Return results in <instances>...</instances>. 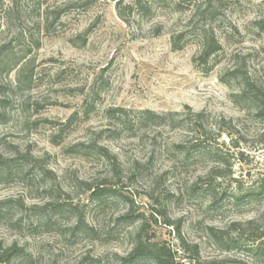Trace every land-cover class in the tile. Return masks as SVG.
<instances>
[{"label":"rangeland","instance_id":"rangeland-1","mask_svg":"<svg viewBox=\"0 0 264 264\" xmlns=\"http://www.w3.org/2000/svg\"><path fill=\"white\" fill-rule=\"evenodd\" d=\"M203 24L222 49L199 65ZM3 45L0 264H153L122 258L155 210L148 235L176 250L180 234L195 264H264L248 224L264 211V116L243 94V76L264 91V0H0ZM146 109L178 115L124 131ZM105 180L119 193L92 197Z\"/></svg>","mask_w":264,"mask_h":264},{"label":"trees","instance_id":"trees-1","mask_svg":"<svg viewBox=\"0 0 264 264\" xmlns=\"http://www.w3.org/2000/svg\"><path fill=\"white\" fill-rule=\"evenodd\" d=\"M142 7V6H141ZM194 16V15H193ZM193 16L190 20H192ZM6 19V16L4 17ZM197 26V25H196ZM194 28V27H193ZM196 31V34L200 37L199 41V53L196 56L195 62H197L199 65H205L208 60L216 54L219 50L222 49V46L218 39L215 36V33L212 28H206V26L203 24L201 27L194 28ZM21 33V32H20ZM183 34H179L176 36H172L171 38V44L173 49H181L183 45L179 44V38H182ZM8 45H3L0 47V54L3 51L7 50ZM244 80V88H243V94L247 97V101L252 103L255 107V112L257 116H264V91L256 85V83L248 76H243ZM127 111L123 108H116V109H109L108 113L111 115H120V117H127ZM177 113H166V114H158L151 110H141L138 112V115L134 117L132 120H122L123 129L126 132H134L135 130L141 131L146 127L147 125H163L168 122L174 121V117L177 116ZM190 116L192 118H189L190 125L192 126V132L194 134H200V135H207L206 128L204 127L203 123V117L204 114L201 112L197 113H191ZM200 143L197 145L200 147ZM90 146V145H89ZM178 147H181L182 145H177ZM196 146V145H195ZM209 146V145H208ZM197 147V149H200ZM204 153L211 152L209 147H206L202 144ZM204 147H206L204 149ZM90 148V147H88ZM100 154L103 157H106L111 160L112 165L115 169V175H116V181L120 179L118 175V166L116 163V158L113 156V154H110L108 149L104 146L99 147ZM116 166L118 167L116 169ZM116 181L111 182V180L108 181H102L99 185H88V191L90 192V195L92 197H95L96 199H100L103 196L109 195V194H117L119 193V190L116 188ZM263 190V189H262ZM157 211V212H156ZM158 213L163 215V212H160L159 210H155L154 212H151L148 216H146L144 213L138 214L136 218L139 221L138 227L136 228L135 232L133 233L134 239L132 246L129 250V252L126 254L125 257L122 259L124 261L134 262V261H150L153 264H195V262L198 261L199 254L197 247L190 246L187 244V242L181 237L180 234H178V238L180 241V245L178 249L174 250L170 246H168L166 243L159 241L152 240V237L148 235V228L150 227V223L153 222L157 224V217ZM134 210H133V204L130 203L129 209L126 210L120 218L125 220H133L134 219ZM167 224L170 225L172 222H170L168 219L166 220ZM250 226H253V232L250 234V241H251V250L254 252L255 257H259L261 259H264V211L261 213L258 219L251 220L248 222ZM216 236V235H215ZM218 238V236H216ZM220 239H224V237L219 236ZM16 247L15 244L11 245L9 249L14 251V248ZM180 252V253H179ZM191 252L193 255H188V253ZM2 253L0 254V262H6L13 254H6ZM14 253V252H12ZM231 262H233L231 260ZM204 264H213L212 262H204ZM232 264V263H231ZM247 264V263H244Z\"/></svg>","mask_w":264,"mask_h":264}]
</instances>
